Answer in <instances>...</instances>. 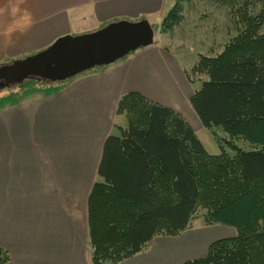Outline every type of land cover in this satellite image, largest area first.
Returning a JSON list of instances; mask_svg holds the SVG:
<instances>
[{
	"label": "crops",
	"instance_id": "0c3cea01",
	"mask_svg": "<svg viewBox=\"0 0 264 264\" xmlns=\"http://www.w3.org/2000/svg\"><path fill=\"white\" fill-rule=\"evenodd\" d=\"M13 2L29 17L26 27L17 8L3 9ZM171 2L0 0V60L35 53L62 35L112 21L146 18L158 25ZM185 69L155 35L153 44L64 81L60 89L44 95L25 90L0 107V247L10 253L7 264H94L87 200L100 179L106 137L126 125L118 101L140 92L176 109L194 128L200 122L190 104L196 89ZM235 234L231 226L196 220L178 235L155 237L119 264H183L204 257L213 241Z\"/></svg>",
	"mask_w": 264,
	"mask_h": 264
},
{
	"label": "trees",
	"instance_id": "16d2710c",
	"mask_svg": "<svg viewBox=\"0 0 264 264\" xmlns=\"http://www.w3.org/2000/svg\"><path fill=\"white\" fill-rule=\"evenodd\" d=\"M209 1L227 7L240 27L219 53L199 54L191 73L205 78L190 104L203 126L243 137L252 149L230 139L218 141L221 152L211 154L176 109L137 91L122 95L117 113L127 125L106 137L100 179L87 200L94 264H119L196 220L231 226L236 234L183 264H264V0ZM181 11L173 4L153 27L174 28ZM9 261L0 247V264Z\"/></svg>",
	"mask_w": 264,
	"mask_h": 264
},
{
	"label": "rangeland",
	"instance_id": "374dc122",
	"mask_svg": "<svg viewBox=\"0 0 264 264\" xmlns=\"http://www.w3.org/2000/svg\"><path fill=\"white\" fill-rule=\"evenodd\" d=\"M171 3V6L180 3L182 6L180 14L183 15V18L178 25L168 31L161 32L160 27H156L155 35L157 39H162L165 46L172 48V50L175 51L181 64L188 69L191 77L196 80L193 82L194 84H192L193 87L198 89L201 86V81L198 79L205 77L203 75H193L191 73V67L196 60H198L199 54L214 55L222 51L225 44L237 35L240 24H237L236 17L229 13L227 7L218 5L209 0H172ZM18 6L13 2L3 9L9 12L11 9L17 8V17H22L24 19L22 26L26 27L28 25L26 18L29 17ZM6 15L7 17H10L11 13ZM30 54V52H27L15 57L2 59L0 60V66L12 63L13 61L24 58ZM64 81L67 80L46 81L40 78L35 79L33 77H27L24 78V80L4 86L0 81V107L5 102L13 101L12 98L21 94L25 90H28L26 92L28 94L32 91H36L38 92V95H44L60 89L65 83ZM32 87H35L34 90H30ZM125 124L127 125V120L125 121ZM197 126L194 127L197 135L205 145L207 151L211 154H218L221 152V147L218 141H221L225 145V140L230 139L245 150L252 149V144L247 139L243 137L232 138L221 127L210 129L201 125V122H198ZM116 132L118 133V131ZM214 132L216 133V136ZM202 213H205V210H203Z\"/></svg>",
	"mask_w": 264,
	"mask_h": 264
},
{
	"label": "water",
	"instance_id": "95a60500",
	"mask_svg": "<svg viewBox=\"0 0 264 264\" xmlns=\"http://www.w3.org/2000/svg\"><path fill=\"white\" fill-rule=\"evenodd\" d=\"M154 38L155 28L146 18L112 21L94 31L62 35L42 50L0 66V81L4 86L27 77L68 80L151 45Z\"/></svg>",
	"mask_w": 264,
	"mask_h": 264
}]
</instances>
